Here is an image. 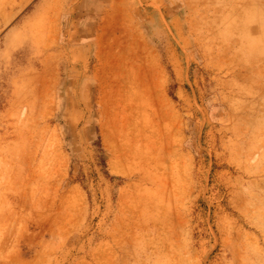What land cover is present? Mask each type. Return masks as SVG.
Masks as SVG:
<instances>
[{"label": "rangeland", "instance_id": "1", "mask_svg": "<svg viewBox=\"0 0 264 264\" xmlns=\"http://www.w3.org/2000/svg\"><path fill=\"white\" fill-rule=\"evenodd\" d=\"M93 1L0 0V264H264V0Z\"/></svg>", "mask_w": 264, "mask_h": 264}, {"label": "bare ground", "instance_id": "2", "mask_svg": "<svg viewBox=\"0 0 264 264\" xmlns=\"http://www.w3.org/2000/svg\"><path fill=\"white\" fill-rule=\"evenodd\" d=\"M115 10H116V9H115ZM115 13H116V11H115ZM113 16H114V15H113ZM117 17H118V16H117ZM112 18H113V17H112ZM108 19H109V18H108ZM113 19H114V18H113ZM114 20H115V19H114ZM114 20H113V21H114ZM111 21H112V20H111ZM120 21H121V20H120ZM123 21H126V20H123ZM107 22H108V21H107ZM121 22H122V21H121ZM121 22H120V25H121ZM116 23H118V22H116ZM116 23H115V24H116ZM123 23H124V22H123ZM124 24L126 25V23H124ZM116 25H117V24H116ZM122 26H123V25H122ZM118 27H119V25H118ZM161 117H162V116H161ZM163 117H165V116H163ZM163 117H162V118H163ZM167 119H168V118H167ZM166 122H168V121L166 120ZM166 122H165V123H166ZM169 127H170V126H169ZM163 130H164V129H163ZM105 132H106V131H105ZM110 132H111V131H110ZM169 132H170V131H169ZM167 133H168V132H167ZM108 134H109V133H108ZM112 134L114 135L115 133H112ZM126 134H127V133H126ZM171 134H172V132H171ZM114 136H116V135H114ZM117 136H118V135H117ZM127 136H128V135H127ZM120 137H123V136H120ZM113 138H114V137H113ZM124 138H126V136H125ZM133 138H134V137H133ZM111 139H112V138H111ZM121 139H122V138H121ZM107 140H108V139H107ZM115 140H116V139H115ZM115 140L112 139V141H115ZM122 140H123V139H122ZM122 140H121V141H122ZM124 140H125V139H124ZM128 141H130V140H128ZM116 142H118V141H116ZM130 143H131V142H129L128 145H130ZM132 143H134V142H132ZM124 145H125V144H124ZM116 146H118V145H116ZM125 146H127V144H126ZM131 146H132V145H130L129 147L131 148ZM122 147H123V146H122ZM132 147L135 148V145L132 146ZM123 148H125V147H123ZM138 148H139V147L137 146V149H136V150H138ZM126 149H127V148H126ZM126 149H125V151H126ZM142 149H143V148H142ZM140 150H141V147H140ZM167 150H168V149H167ZM115 151H117V150H115ZM138 151H139V150H138ZM151 151H152V150H151ZM127 152H128V150H127ZM130 152H131V151L128 152V154H129L128 157L126 156L127 153L125 154L127 160H128V158L131 156V154H132V156H134V157H133V160L131 159L132 156H131L129 159L132 160L133 163L135 162V160H136V161H139V158L137 157V155H138L139 153L137 154V153L133 152V153H134V155H133V153L130 154ZM139 152H140V151H139ZM164 153H165V152H164ZM117 154H118V153H117ZM120 154H121V153H120ZM123 154H124V151H122V154H121L120 157H122ZM136 154H137V155H136ZM146 154H147V153H146ZM146 154H145V157H146ZM150 154H151V153H149V157H150L149 160L152 159L151 156H150ZM153 154H154V153H152V155H153ZM139 155H140V154H139ZM139 155H138V156H139ZM147 155H148V154H147ZM135 156H136V157H135ZM149 157H148V158H149ZM152 157H153V156H152ZM135 158H137L138 160L135 159ZM122 159H123V158H122ZM124 159H125V158H124ZM142 159H143V158H142ZM163 159H164V157H163ZM130 160H128V161H130ZM111 162H112V161H111ZM115 162H116V163H115ZM115 162H113L112 165H113V170L117 171V173H118V171H120V169H122V167H123V169H124L125 167H127V169H128V166H130V167L132 166L131 164L129 165V163H127V161L125 162V161H118V160H117V161H115ZM160 162H161V161H160ZM162 162H163V161H162ZM137 163H140V161H139V162H136V163H134V164L137 165ZM142 163H143V161H142ZM149 163H150V162H149ZM136 165H135V166H136ZM135 166H134V168H135ZM132 169H133V168H132ZM124 170H125V169H124ZM124 170H123V171H124ZM129 170H130V169H129ZM127 171H128V170H127ZM127 171L125 170V172H127ZM113 172H114V171H113ZM169 172H170V171H169ZM121 175H122V174H121ZM164 176H165V175H164Z\"/></svg>", "mask_w": 264, "mask_h": 264}, {"label": "crops", "instance_id": "3", "mask_svg": "<svg viewBox=\"0 0 264 264\" xmlns=\"http://www.w3.org/2000/svg\"><path fill=\"white\" fill-rule=\"evenodd\" d=\"M81 1H83L86 5H88V3H89L90 1H93V0H81ZM117 1H121V2H122V1H123V2H124V1H129V2H130V1H133V0H94L93 2H96V4H98V3H99V4H100V3H101V4H104V2H105V4L108 3V5H107L108 8H107V11H106V12H107V15H108V14H113V13H114L113 10H114V6H115V4H116ZM134 1H136V0H134ZM123 2H122V3H123ZM102 6H103V5H102ZM97 7H98V6H97ZM103 8H104V6H103ZM104 9H106V8H104ZM101 11H102V10H101ZM87 12H88V11H86V12H82V14H83V16H84L83 19H82V20H83V21H82L83 24H85L86 21H87V18H86V14H87Z\"/></svg>", "mask_w": 264, "mask_h": 264}]
</instances>
